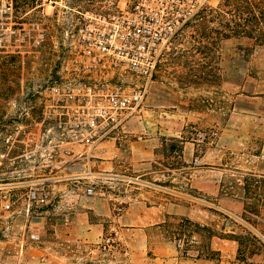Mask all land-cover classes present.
Listing matches in <instances>:
<instances>
[{
  "label": "rangeland",
  "instance_id": "obj_1",
  "mask_svg": "<svg viewBox=\"0 0 264 264\" xmlns=\"http://www.w3.org/2000/svg\"><path fill=\"white\" fill-rule=\"evenodd\" d=\"M116 1L63 0L54 8L19 3L11 17L0 22V264H129L119 247L114 252L73 238H45L59 245L53 252H37L30 246L28 228L32 217L47 215L41 211L62 192L47 183L64 182L70 174L64 170L68 163L61 162L67 158L61 154L64 148L50 157L52 146L44 126L38 124L42 91L64 65L63 28L78 16L76 11L112 6ZM221 1L209 0L199 12L216 9ZM32 23L45 30L38 47L31 39L21 40L25 31L32 34ZM200 23L198 14L194 15L173 38L133 118L139 121L151 115L150 110L154 118L160 111L175 113L178 99L189 114L188 131H195L191 127L198 124L201 129L212 128L213 120L216 130L225 127L229 144L225 191L243 195L249 203L243 220L227 217L226 232H215L235 240L223 253L231 264H264V177L246 175L254 174L250 170L257 166L264 168V45L240 36L205 39ZM244 177L247 185L240 189L237 179ZM32 180L46 183L47 203L27 201ZM64 211L59 207L56 216ZM220 254L208 250L207 256L219 260Z\"/></svg>",
  "mask_w": 264,
  "mask_h": 264
},
{
  "label": "crops",
  "instance_id": "obj_2",
  "mask_svg": "<svg viewBox=\"0 0 264 264\" xmlns=\"http://www.w3.org/2000/svg\"><path fill=\"white\" fill-rule=\"evenodd\" d=\"M183 103L177 99L175 113L160 111L158 118L152 110L139 121L130 118L124 133L96 144L89 161L94 178L47 183L62 192L41 211L47 215L30 220L31 234L39 235L30 246L53 252L59 244L44 239L64 237L87 246L105 243L114 252L119 247L129 264H231L223 253L235 240L215 231L226 232L227 217L243 220L249 198L225 191V127L216 130L213 120L214 130L198 124L188 131ZM250 171L246 175L264 177L262 165ZM89 179L96 183L93 196L84 193ZM246 179H237L240 189ZM56 207L65 211L56 216ZM179 237L186 251L177 246ZM208 250L220 251V259L208 257Z\"/></svg>",
  "mask_w": 264,
  "mask_h": 264
},
{
  "label": "built area",
  "instance_id": "obj_3",
  "mask_svg": "<svg viewBox=\"0 0 264 264\" xmlns=\"http://www.w3.org/2000/svg\"><path fill=\"white\" fill-rule=\"evenodd\" d=\"M62 1L0 0V22L10 18L19 3L54 8ZM208 3L118 0L112 6L76 11L78 16L66 22L62 32L64 65L42 91L38 121L52 146L49 156L64 148L61 154L67 158L61 162L68 163L64 170L70 171L66 178L95 177L89 165L91 150L125 132V124L141 105L173 38ZM27 39L35 47L40 46L45 39L44 28L32 23V34L25 31L21 37L23 42ZM197 162L193 158L192 164ZM89 180L84 193L93 196L97 193L96 183ZM28 185V202L42 205L50 200L43 180H32ZM99 193L103 195L104 191ZM116 211L121 212V206ZM38 237L30 234L31 240ZM104 244L101 247L107 250ZM176 244L182 249L183 238H177Z\"/></svg>",
  "mask_w": 264,
  "mask_h": 264
},
{
  "label": "trees",
  "instance_id": "obj_4",
  "mask_svg": "<svg viewBox=\"0 0 264 264\" xmlns=\"http://www.w3.org/2000/svg\"><path fill=\"white\" fill-rule=\"evenodd\" d=\"M197 14L205 39L240 36L264 45V0H222L216 9Z\"/></svg>",
  "mask_w": 264,
  "mask_h": 264
}]
</instances>
